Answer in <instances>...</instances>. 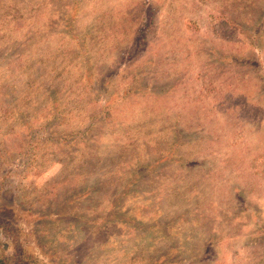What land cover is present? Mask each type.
Here are the masks:
<instances>
[{"label":"rangeland","instance_id":"obj_1","mask_svg":"<svg viewBox=\"0 0 264 264\" xmlns=\"http://www.w3.org/2000/svg\"><path fill=\"white\" fill-rule=\"evenodd\" d=\"M0 256L264 264V0H0Z\"/></svg>","mask_w":264,"mask_h":264},{"label":"trees","instance_id":"obj_2","mask_svg":"<svg viewBox=\"0 0 264 264\" xmlns=\"http://www.w3.org/2000/svg\"><path fill=\"white\" fill-rule=\"evenodd\" d=\"M0 264H12L7 257L0 256Z\"/></svg>","mask_w":264,"mask_h":264}]
</instances>
